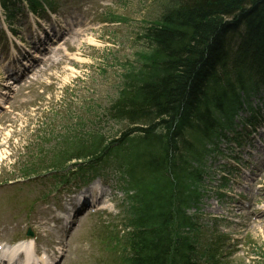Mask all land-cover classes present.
Wrapping results in <instances>:
<instances>
[{
    "label": "trees",
    "instance_id": "16d2710c",
    "mask_svg": "<svg viewBox=\"0 0 264 264\" xmlns=\"http://www.w3.org/2000/svg\"><path fill=\"white\" fill-rule=\"evenodd\" d=\"M158 8L102 115L118 129L74 137L52 165L74 159L120 173L132 192L122 264H207L190 210L202 196L207 145L231 129L241 93L264 82V0H161Z\"/></svg>",
    "mask_w": 264,
    "mask_h": 264
},
{
    "label": "rangeland",
    "instance_id": "374dc122",
    "mask_svg": "<svg viewBox=\"0 0 264 264\" xmlns=\"http://www.w3.org/2000/svg\"><path fill=\"white\" fill-rule=\"evenodd\" d=\"M15 3L14 6H23L21 0H15ZM160 3L161 0H58L54 19L48 21L44 14L41 15L49 29L56 28L57 22L63 28L64 19L72 18L79 25L81 34L69 42L66 53L42 64L38 68L41 72L33 81L17 86L11 100L12 113L0 122V195H11L15 202L10 208L0 203V241L4 244L10 245L17 239L28 240L26 231L30 229L33 232L31 241L37 251L54 250L58 245L66 250L60 264H119L116 252L109 250L103 242L106 235L98 228L102 225L110 231L106 225L110 223L112 232H115V226L120 229L117 227L120 224L119 193L115 195L111 187L105 185L108 212L100 214V219L93 216L83 218L78 227L67 230L57 221L56 213L59 210L65 212L66 203L61 202L63 197L72 200L75 194L56 193L54 197L48 194L57 172H46L43 177L29 180L22 177L24 169L31 163L38 164L40 160L44 165L49 163L57 149L64 145L63 135H72L79 130L83 131L80 135L87 134L94 117H100L101 130L106 134H113L118 129L117 125L107 123L102 115L109 100L115 98L124 64L132 62L139 50L135 39L140 27L157 14ZM113 16L122 20L109 22ZM5 17V12L0 11V56L3 58L13 43L11 39L2 38ZM13 25L17 28L16 41L28 42L31 26L25 16L16 17ZM19 48L22 49V45ZM2 67L0 60V80ZM260 129L262 126L258 131H263ZM258 142L264 145V138L260 140L256 134L251 148L253 154L260 147ZM63 147L64 150L66 145ZM230 155H235V150ZM230 155L210 165L208 178L214 176L215 171L219 177L222 173L230 179L226 192H218V177L205 183L207 194L197 220L204 227L201 242L207 246L218 243L224 264H264V218L260 217V223L254 222L256 216L252 220L248 210L240 208L239 202L234 201L241 185L251 182L249 189L241 191V197L254 207L255 212L264 207V167L255 176H250L253 180L249 178L251 180L245 182L240 171L235 174L220 169L224 162L228 163L226 158ZM241 157L249 162L259 160L255 155L241 153ZM248 170L252 173L251 168ZM111 183L114 185V181ZM88 189L93 191L92 186ZM14 195L25 202H17ZM32 196H40L41 203L31 204ZM234 218L240 223H234ZM95 229L97 233H93Z\"/></svg>",
    "mask_w": 264,
    "mask_h": 264
},
{
    "label": "bare ground",
    "instance_id": "6f19581e",
    "mask_svg": "<svg viewBox=\"0 0 264 264\" xmlns=\"http://www.w3.org/2000/svg\"><path fill=\"white\" fill-rule=\"evenodd\" d=\"M226 34H228L227 36H229V37H231L233 35L232 33H229V32H227ZM233 37H235V35ZM263 87H264V82H262L259 85V88H263ZM17 248H18V250H16V251L24 250V251H26L28 253V255H30L33 252L31 245L23 244V245H20ZM32 254H34V253H32Z\"/></svg>",
    "mask_w": 264,
    "mask_h": 264
}]
</instances>
